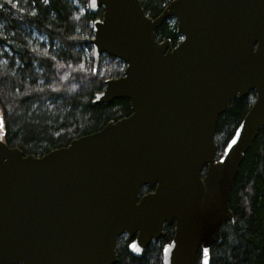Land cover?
Masks as SVG:
<instances>
[{
    "label": "water",
    "instance_id": "water-1",
    "mask_svg": "<svg viewBox=\"0 0 264 264\" xmlns=\"http://www.w3.org/2000/svg\"><path fill=\"white\" fill-rule=\"evenodd\" d=\"M93 59L125 64L94 104L128 99L131 113L41 156L0 132V264H116V242L141 256L165 237L162 264L211 262L241 163L264 128V0H89ZM167 18L181 40H158ZM255 101L218 157L217 120ZM2 128V124H0ZM236 143L233 144L232 140ZM154 190L140 194L144 186ZM207 249V253L204 252Z\"/></svg>",
    "mask_w": 264,
    "mask_h": 264
},
{
    "label": "trees",
    "instance_id": "trees-1",
    "mask_svg": "<svg viewBox=\"0 0 264 264\" xmlns=\"http://www.w3.org/2000/svg\"><path fill=\"white\" fill-rule=\"evenodd\" d=\"M172 0H140L145 13L157 17ZM92 13L89 0H0V118L4 140L24 155L41 156L81 135L103 128L131 113L128 99L94 104L104 80L119 77L125 65L103 55L97 68L91 55ZM167 18L156 31L158 40L180 35ZM42 37V43L37 37ZM39 45L40 48H37ZM45 47V49H41ZM256 98L254 91L232 101L215 128L218 154L232 138ZM147 185L141 194L154 190ZM231 221L222 240L211 249L210 264H264V128L246 152L230 197ZM153 241L141 256L129 249L126 235L116 242V264H162V248L174 226ZM201 251L198 255L200 264Z\"/></svg>",
    "mask_w": 264,
    "mask_h": 264
},
{
    "label": "rangeland",
    "instance_id": "rangeland-1",
    "mask_svg": "<svg viewBox=\"0 0 264 264\" xmlns=\"http://www.w3.org/2000/svg\"><path fill=\"white\" fill-rule=\"evenodd\" d=\"M173 21L176 22V20H175L174 18L171 20V22H173ZM1 30H2V27H1V25H0V31H1ZM37 39L42 43V41H43V38H42V37L39 36V37H37ZM37 46H38L37 48H40L39 45H37ZM41 49H45V50H46L45 47H41ZM92 53H93V52H91V55H92ZM221 152H222V151H221ZM221 152H220V153H221Z\"/></svg>",
    "mask_w": 264,
    "mask_h": 264
},
{
    "label": "snow or ice",
    "instance_id": "snow-or-ice-1",
    "mask_svg": "<svg viewBox=\"0 0 264 264\" xmlns=\"http://www.w3.org/2000/svg\"><path fill=\"white\" fill-rule=\"evenodd\" d=\"M0 124H2V118H0ZM232 143H233V144L236 143L235 139L232 140ZM207 251H208L207 249H204V252H205V253H207ZM205 264H207V260H205Z\"/></svg>",
    "mask_w": 264,
    "mask_h": 264
}]
</instances>
